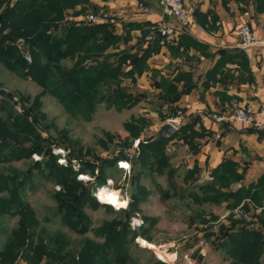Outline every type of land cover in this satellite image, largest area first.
<instances>
[{
	"label": "rangeland",
	"instance_id": "rangeland-1",
	"mask_svg": "<svg viewBox=\"0 0 264 264\" xmlns=\"http://www.w3.org/2000/svg\"><path fill=\"white\" fill-rule=\"evenodd\" d=\"M15 1L8 0L4 9ZM4 11L0 10V15ZM12 30L5 28L0 32V120L4 124L0 129L8 133L0 141V175L9 182L8 189L0 193V206L8 209L0 210V248L9 249L7 242L11 239L17 246L20 236L13 231L20 223L28 222L45 242H65L64 251L73 256L76 264L84 258L88 260V256L99 261L104 252L96 246L102 243L130 244V253L121 252L118 259H133V264H236L235 258L243 249L234 250L235 243L223 239L224 232L215 231L213 238L207 237L210 226L202 221L219 209L217 204L205 200L200 187L182 183L186 168L180 156L184 154L165 147L162 152L150 153L140 146L146 140L153 142L156 136L146 121L153 124L160 122L161 117L154 118L144 102L136 105L126 101L101 102L91 112L71 114L57 96L47 91L50 81H45V86L32 80L26 73L30 64L23 63L15 52H8L19 40L32 38L30 34L5 39ZM44 60L41 56L40 65ZM72 63L70 59L61 61L67 68ZM136 89L142 97V89ZM176 110L169 111L164 121ZM8 123H13L14 129L10 130ZM134 127L135 131H131ZM22 128L26 130L21 133ZM22 147H28V152L22 154ZM37 150L41 152H34ZM20 155L27 157L16 158ZM50 155H54L57 165L51 164L54 160ZM123 160L128 161V170L121 168ZM67 168L85 175L80 180L76 176L81 183L72 186L67 181L63 188L60 183L69 177ZM69 187L76 193L89 191L97 202H84L78 220L82 216L85 220L75 229L64 222L61 206L65 202L57 199H69L64 196ZM101 188L116 192L124 198L123 203L116 208L101 204L95 197ZM132 213L129 225H124ZM78 227H84L81 235L76 232ZM114 227L115 231L108 234L107 230ZM34 242L37 243L36 238ZM83 245L84 253L79 258ZM161 252L170 258L160 259L157 254ZM28 255L32 257L31 251ZM19 258L12 259L11 264H30L28 257ZM70 261L71 258L69 264ZM61 263L68 264L66 259Z\"/></svg>",
	"mask_w": 264,
	"mask_h": 264
},
{
	"label": "crops",
	"instance_id": "crops-1",
	"mask_svg": "<svg viewBox=\"0 0 264 264\" xmlns=\"http://www.w3.org/2000/svg\"><path fill=\"white\" fill-rule=\"evenodd\" d=\"M138 3L149 9L148 16L137 13ZM184 3L193 19L191 25L178 29L173 37L156 35L152 41L145 37L157 27H177L174 19L163 14L158 0H76L73 8L64 10V21H76L99 10L105 13L104 25L120 37L108 53L128 51L142 57V73L135 72L133 81L122 79L121 87L138 98L136 105L144 102L154 118L161 117L153 124L146 121L151 131H159L169 111L185 112L177 132L163 137L166 150L184 154L180 156L186 168L182 183L198 189L215 181L216 190L238 191L240 205L245 204L249 210V220H245L248 227L264 235V116L256 126L232 121L217 124L204 118L208 112L230 109L233 102L264 111V46L245 53L237 48L235 37L236 28L246 20L253 35L264 42V13H257L254 3L247 0ZM247 10L250 19L243 16ZM167 85L174 86L179 94L172 101L164 94ZM138 87L144 93L142 97L136 91ZM219 172L236 175V181L223 187L215 177ZM227 204L223 201L217 205L219 210L207 219L212 238L213 232H224L222 227H226L231 213ZM261 256L260 264H264V253Z\"/></svg>",
	"mask_w": 264,
	"mask_h": 264
},
{
	"label": "trees",
	"instance_id": "trees-1",
	"mask_svg": "<svg viewBox=\"0 0 264 264\" xmlns=\"http://www.w3.org/2000/svg\"><path fill=\"white\" fill-rule=\"evenodd\" d=\"M7 1L8 0H0V10H5L0 15V32L5 28H12L13 32H8L7 35H5V39L8 38L9 40L23 36L26 37L31 34V39H26V42L23 41L25 50L31 55V63H29L30 65L27 67L26 73L30 74L32 80L38 81L39 84L41 83L48 86L45 81H50L49 86L46 88L47 91L53 96H57L68 112L79 115L87 111L91 112L95 105L101 102L115 103L119 101V104L123 103V101L132 104L138 102L137 97L127 93V91L121 87V83L124 78H129L133 81V74L135 72L138 75L142 73V68L140 67L142 57L130 55L128 51L115 54L108 53V50L110 48H115L120 41V37L115 35L108 25H90L82 24L77 21H64V10L73 8L76 4V0H16L13 5L11 7L8 6L6 10L4 9V5ZM247 1H252L254 3V8L257 13H264V0ZM16 7L19 8L18 11ZM7 11L9 12L7 13ZM123 40H125V38H123ZM8 52H15L23 63H27L22 58L16 45ZM5 53L8 54L7 52ZM41 56L45 59L42 65H40ZM66 59L73 61L72 65L68 68L61 65V61ZM130 65L131 68L127 70ZM11 70H13L12 66ZM166 88L167 90L164 94L169 97L171 101L178 97L179 94L176 92L174 86L167 85ZM36 105L38 106V102ZM0 126L4 127L1 120ZM8 128L10 130L14 129L13 123H8ZM135 129L134 127L131 131H135ZM25 130L26 128H22L20 132H25ZM5 136H8V133L5 131L3 133L2 129H0V141ZM165 140L164 138L158 142L146 140V143L142 142L140 146L142 149H147L150 153L162 152ZM11 147L14 148L15 146L12 145ZM27 149L28 147H22V154L27 153ZM34 152L40 153L41 151L37 150ZM21 156L27 157V155H20L16 158H20ZM53 156L54 155H50V159L54 160L51 164L57 165L56 158ZM2 159L5 160L4 156H2ZM51 164H48L50 168ZM68 170L69 177L65 178V182L60 183L63 188H66L67 181L73 184L72 186L81 183L76 180L78 172L70 168ZM215 177L220 183L223 182V187H226L229 186L230 183L235 182L237 176L219 172L215 174ZM8 183L5 177L0 175V193L8 189ZM214 185H216L215 181L212 185L200 187L202 192L206 194L204 197L206 201L217 205L226 201L228 202L227 209L230 211L240 205L241 194H239L238 191L234 193H225L216 190ZM15 191V189H12L14 194ZM65 194L64 196H67L69 199H62L60 196L57 197L59 201L65 202V204L61 206L63 213L62 218L67 226L70 224L71 229H75L85 220L83 216L78 220L81 213L80 209L84 202L91 201L95 204L97 202L89 191L85 189H83L81 193H76L69 187L66 189ZM242 207L249 212L245 204H243ZM0 210L6 211L8 209L1 205ZM133 215L134 213L127 216L128 219L124 225H129V219ZM28 219L32 222L30 215ZM227 221L226 227H222V230L224 229L223 239H229L235 243L236 246L234 250L243 249L241 255L237 257L236 255H232L234 258L236 257V264H260L258 261L260 255L264 252V235L255 230H251L245 220L233 219L231 213ZM202 223H208V220L205 219ZM82 228L84 227H78L76 231L78 235H81L79 232H81ZM115 229V227L110 228L111 231L108 229V234L109 232H114ZM126 230L128 233H131L129 228L127 229L126 227ZM13 233H17L20 239L16 242L17 246L12 242L14 239H11L7 242V248L9 249H0V264H11L13 262L12 259H16L20 254H22V257H28L30 259V264L43 262L42 258L46 259L44 262L45 264H58L65 261V259L69 264L70 258L72 259L70 263L76 264L73 261V256H70L71 254L64 251L66 247L65 242L61 239L45 242L46 239L40 238V232H38L37 237L36 228H31L28 222L26 224L20 223L19 228L14 230ZM206 234L207 237L212 235L209 231L206 232ZM133 237L134 235L131 239H133ZM34 238L37 239V243L34 242ZM106 240H108V238ZM129 245L123 243H102L96 246L100 248V251L104 252L102 258L96 261L94 257L88 256V260L84 258L81 264H133V259L131 261L129 258L118 259L121 258L119 257L120 255H118L121 252H123V255L124 252L126 254L130 253ZM15 248H17L16 252H13ZM20 248L21 250H19ZM29 251H31L32 257L28 255ZM93 251L94 250L90 252ZM12 252L15 253L16 256L13 255ZM78 253L79 258L83 256L84 245ZM93 254L94 253L91 255Z\"/></svg>",
	"mask_w": 264,
	"mask_h": 264
},
{
	"label": "built area",
	"instance_id": "built-area-1",
	"mask_svg": "<svg viewBox=\"0 0 264 264\" xmlns=\"http://www.w3.org/2000/svg\"><path fill=\"white\" fill-rule=\"evenodd\" d=\"M158 1L162 7L163 14L174 19L177 27L176 29H173L161 25L160 27H157L155 30H152L145 37L146 41H152L156 35H159L160 37H164V38L173 37L178 32V29L188 28L193 20L191 13L188 10V7L184 3V0H158ZM136 10L137 13L142 16H148L150 13L149 9L142 3L137 4ZM243 16L247 18L249 17L250 19L249 11L248 10L245 11L243 13ZM76 21L82 24L99 25V24L107 23V18L105 16V13L102 10H99L97 13L84 15L83 17H81L79 20ZM110 23H113V21L110 20ZM263 26H264V22H263ZM235 37H236L237 48L244 51L245 53L250 52L254 47L264 46V42L253 35L252 28L249 22L246 20L242 21V23H240V25L236 28ZM23 44L24 42L19 40L16 43L17 49L20 51L22 58L27 63H31V55L29 54L28 51L25 50ZM184 116H185V112L182 109H178L175 112H172L171 115L168 116L165 122L170 124L175 130H177ZM262 116H264V111L262 109H260L259 111H255L253 109V106L251 105L244 106L237 102H233L230 109L220 113L208 112L207 114L204 115V118H206V120H209L217 124L232 121L243 125L256 126L260 124L258 120ZM120 166L124 170L129 169L127 160L121 161ZM77 177L78 179L79 178L81 179V177H85V175L78 174ZM98 191L99 190H97L96 193H98ZM120 198L121 200H124L123 197L120 196ZM231 215L236 220H249L250 217L249 212H247L242 207V205H239L234 210H232ZM38 264H45V263L40 262Z\"/></svg>",
	"mask_w": 264,
	"mask_h": 264
},
{
	"label": "bare ground",
	"instance_id": "bare-ground-1",
	"mask_svg": "<svg viewBox=\"0 0 264 264\" xmlns=\"http://www.w3.org/2000/svg\"><path fill=\"white\" fill-rule=\"evenodd\" d=\"M95 197L103 205L106 204V205H111L115 207V206H118L119 203H123V200H121V198L116 192L111 191L107 188L99 189L97 196ZM157 255L162 260L170 258L166 253H163V252L158 253Z\"/></svg>",
	"mask_w": 264,
	"mask_h": 264
},
{
	"label": "water",
	"instance_id": "water-1",
	"mask_svg": "<svg viewBox=\"0 0 264 264\" xmlns=\"http://www.w3.org/2000/svg\"><path fill=\"white\" fill-rule=\"evenodd\" d=\"M175 129L168 123H165L161 126L159 131H157L153 142L160 141L163 137H171L175 133Z\"/></svg>",
	"mask_w": 264,
	"mask_h": 264
}]
</instances>
